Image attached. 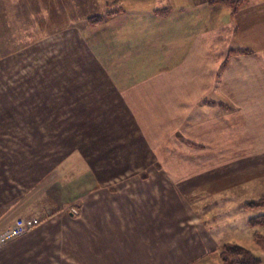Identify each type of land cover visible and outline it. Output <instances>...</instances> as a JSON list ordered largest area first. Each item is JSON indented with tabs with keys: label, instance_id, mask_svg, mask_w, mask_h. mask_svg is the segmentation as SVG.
<instances>
[{
	"label": "rangeland",
	"instance_id": "rangeland-1",
	"mask_svg": "<svg viewBox=\"0 0 264 264\" xmlns=\"http://www.w3.org/2000/svg\"><path fill=\"white\" fill-rule=\"evenodd\" d=\"M25 2L29 6V13L24 15L28 28L0 36V43L10 46L6 50H13L0 55V170L13 172L7 176L9 181L20 191L31 192L28 201L14 211V218L45 219L67 208L76 215L75 209L65 207L68 203L53 210L56 196L89 169L82 149L65 148L70 140L81 139L75 133L81 127L70 124L73 118H59L58 123L48 112L44 113L47 117H24V113H34L30 106L39 100L35 83L41 94L54 97L46 92L52 84L57 85L56 79L64 82L69 78L71 66L77 83L87 91L90 81H85L89 75L83 73L84 61L100 64L107 60L112 63L104 69L114 81L123 71L120 64L132 61L128 60L131 48L143 42L153 48L150 60L157 68L126 74L125 81H133L129 90L138 88L135 83L147 76L158 80L177 76L182 80L186 74L193 82L205 78L209 87L200 91V96L192 86L188 92L179 85L172 88V100L164 106L167 111L173 109V127L163 136L165 143H158L156 158L146 154L148 164L126 171L127 177L120 176L103 188L142 189L150 184L153 189H162L165 185L177 194L190 228L205 238L207 263L223 264L221 249L232 245L264 264V223L258 222L264 218V146L259 145L264 138L260 139L258 132L264 131V115L254 116L264 108V101L254 99L258 94L264 99V78L254 73L248 84L234 85L227 76L233 59L264 58V0H240L234 8L223 0H209L202 6L191 0ZM199 41L209 46L207 52L197 46ZM25 52L31 61L36 55L37 61L11 68L9 60L17 56L20 64L18 57ZM44 59L45 67L41 63ZM38 63L41 75L34 77ZM202 66L214 69L212 75L198 74ZM160 83L164 82L142 87L148 101L165 87ZM129 90L124 91L123 99L133 98ZM104 104L111 106V115L120 102L111 97ZM242 112L246 117H237ZM160 136L155 134L153 139L160 140ZM27 164L30 175L25 172ZM155 176L161 181H142ZM14 196H18L16 191Z\"/></svg>",
	"mask_w": 264,
	"mask_h": 264
},
{
	"label": "crops",
	"instance_id": "crops-1",
	"mask_svg": "<svg viewBox=\"0 0 264 264\" xmlns=\"http://www.w3.org/2000/svg\"><path fill=\"white\" fill-rule=\"evenodd\" d=\"M191 1L202 6L209 0ZM27 13L29 6L25 0H0V36L28 28L29 20L24 16ZM164 33L161 31L160 35L166 37ZM215 36L216 33L212 37ZM144 44L142 42L135 49L131 48L128 60L132 61L120 64L125 73L120 71L114 81L104 69L112 62L107 60L99 64L84 61L83 73L90 77L86 76L85 79L86 82L90 81L87 91H83L81 84L77 83V73L71 66L69 78L64 82L56 79L57 85L52 84L46 92V95L54 94V97L49 96L51 99L41 94L35 83L39 100L30 106L35 108L34 113H24V117H47L44 113L48 112L49 116L54 114L58 123L59 118H73L75 121H70V124L81 127L75 132L81 135V139L70 140V143H66L69 147L65 148L82 149L83 153H80L85 155L83 159L87 164L84 162L81 166L86 164L89 169L85 174H78L74 184L68 190L62 188L56 196L57 207L53 210H59L58 205L62 209L68 203L69 206L65 207L75 209L77 214H71L67 208L40 219L38 227L0 246V264H209L205 238H199L201 233L190 228L186 210L173 189L165 185L161 186L162 189H153L150 184L142 189L103 188L120 176L121 179L127 177L126 171L148 164V161H144L146 154L156 158L155 153L160 149L158 143H165L163 136L172 131L170 117L173 116V109L167 111L164 102L172 100L175 86L186 88V92L192 86L199 96L202 94L200 91L209 87L205 78H195L193 82L186 74L182 80L176 79L177 76L169 77L170 80L147 76L135 83L138 88L129 90L127 87L133 81L126 82V74L132 76L139 70L152 71L157 68L156 63L150 60L153 48ZM8 46V43H0V55L13 51L6 50ZM197 46L205 48V52L209 50V46L202 41ZM146 56L148 58L143 60ZM16 57L9 60L11 68L19 69L37 61L36 55L31 61L27 52L18 57L20 64ZM13 60H16L15 64ZM41 63L45 67V59ZM40 69L39 63L36 64L34 77L41 75ZM227 69L231 72L227 76L232 77V84L245 85L253 79L254 73L258 78H264V58L239 57L233 59ZM197 70L198 74L212 75L214 69L202 66ZM159 82H164L159 86L165 87L151 96L154 100L148 101L142 87L158 86ZM126 90L134 94L133 98H122ZM9 94L14 97L13 91ZM111 97L120 104L116 113L112 111L108 115L111 106L104 103ZM254 99L264 101L259 94ZM256 115L262 118L264 108L256 111ZM237 117H246V114L242 112ZM258 132L260 139H263L264 131ZM155 134L163 138L154 140ZM259 145L264 146V142H259ZM7 172L6 169L0 170V234L16 219L27 217L14 218V211L28 201L31 193L30 190L20 191L15 187L9 181L11 178L7 177L13 172ZM25 172L30 175L28 164ZM146 180L149 183L160 182L161 178L145 177L142 181ZM15 191L18 195L16 198ZM7 199L11 200L8 202ZM42 213L38 211V214ZM210 242L215 246L214 241Z\"/></svg>",
	"mask_w": 264,
	"mask_h": 264
},
{
	"label": "trees",
	"instance_id": "trees-1",
	"mask_svg": "<svg viewBox=\"0 0 264 264\" xmlns=\"http://www.w3.org/2000/svg\"><path fill=\"white\" fill-rule=\"evenodd\" d=\"M231 7H235L240 3V0H223ZM96 21V19H93ZM264 223V218L258 221ZM221 259L223 264H258V261L247 251L238 246L224 245L221 249Z\"/></svg>",
	"mask_w": 264,
	"mask_h": 264
},
{
	"label": "built area",
	"instance_id": "built-area-1",
	"mask_svg": "<svg viewBox=\"0 0 264 264\" xmlns=\"http://www.w3.org/2000/svg\"><path fill=\"white\" fill-rule=\"evenodd\" d=\"M40 223L41 220L34 217L16 219L7 230L0 234V246L15 238L26 235L28 232L38 227Z\"/></svg>",
	"mask_w": 264,
	"mask_h": 264
}]
</instances>
